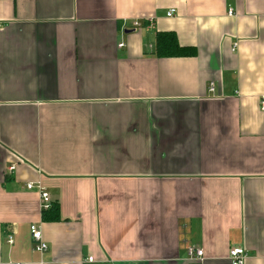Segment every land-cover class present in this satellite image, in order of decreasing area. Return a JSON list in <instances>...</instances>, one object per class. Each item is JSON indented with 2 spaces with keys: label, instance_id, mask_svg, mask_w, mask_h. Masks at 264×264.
<instances>
[{
  "label": "crops",
  "instance_id": "crops-1",
  "mask_svg": "<svg viewBox=\"0 0 264 264\" xmlns=\"http://www.w3.org/2000/svg\"><path fill=\"white\" fill-rule=\"evenodd\" d=\"M158 31L194 54L158 57ZM232 247L264 264V0H0V264Z\"/></svg>",
  "mask_w": 264,
  "mask_h": 264
},
{
  "label": "built area",
  "instance_id": "built-area-1",
  "mask_svg": "<svg viewBox=\"0 0 264 264\" xmlns=\"http://www.w3.org/2000/svg\"><path fill=\"white\" fill-rule=\"evenodd\" d=\"M175 10H171L168 12V16H173ZM229 15H234L233 9L229 10ZM151 24L153 23L152 20L149 21ZM142 21L141 20H134L132 22V26L134 30H138L139 28L142 27ZM125 43L121 42L119 44L120 47L124 46ZM237 44H235L236 47ZM211 90H214L213 82L211 83L210 86ZM15 165H12L10 167V170L13 171L15 169ZM28 189H34L38 188L41 194V207L42 211H46L49 208H51L53 202L51 200L50 194L45 190V188L40 184H34V183H29L27 184ZM31 234L32 238L35 241V247L39 251H45L48 247L47 243L43 239V233L41 228L37 224H32L31 225ZM10 242H12V237H10ZM188 252L189 255L192 258H196L198 260H202L204 257V250L201 247H198L196 245H191L188 247ZM229 258L232 262V264H244L245 260L247 259V252L243 247H232L229 250ZM92 260V258H90ZM10 264H23L21 262H10Z\"/></svg>",
  "mask_w": 264,
  "mask_h": 264
},
{
  "label": "trees",
  "instance_id": "trees-1",
  "mask_svg": "<svg viewBox=\"0 0 264 264\" xmlns=\"http://www.w3.org/2000/svg\"><path fill=\"white\" fill-rule=\"evenodd\" d=\"M155 54L158 57H177L193 55L191 48L182 46L175 32H157ZM45 221H59L61 219L59 204L54 202L48 210L43 212Z\"/></svg>",
  "mask_w": 264,
  "mask_h": 264
}]
</instances>
